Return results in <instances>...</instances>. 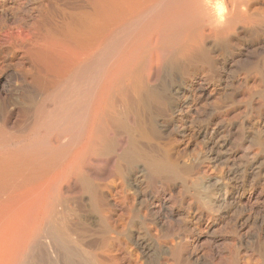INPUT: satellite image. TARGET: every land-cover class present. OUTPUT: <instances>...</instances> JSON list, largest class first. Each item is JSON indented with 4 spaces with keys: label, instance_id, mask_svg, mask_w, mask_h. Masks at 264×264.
I'll return each mask as SVG.
<instances>
[{
    "label": "bare ground",
    "instance_id": "6f19581e",
    "mask_svg": "<svg viewBox=\"0 0 264 264\" xmlns=\"http://www.w3.org/2000/svg\"><path fill=\"white\" fill-rule=\"evenodd\" d=\"M31 1L0 35V264H264V0Z\"/></svg>",
    "mask_w": 264,
    "mask_h": 264
},
{
    "label": "rangeland",
    "instance_id": "374dc122",
    "mask_svg": "<svg viewBox=\"0 0 264 264\" xmlns=\"http://www.w3.org/2000/svg\"><path fill=\"white\" fill-rule=\"evenodd\" d=\"M9 1H10V4L5 6V10L3 12H0V35L2 34V36H5V37L11 36L17 40H21V39L23 40V39H27V37L33 36L35 34L34 33L35 31L33 32L31 30V32H30L31 28L30 29H24V30L16 29L17 25L19 23H18V20L15 19V17L16 18L17 17H19V18L25 17L27 15V14H25V12H27L30 9L33 2L31 0H9ZM19 12H20V14H19ZM17 14L20 16H16ZM22 14H23V16H21ZM34 19L35 18L28 20V24H30V22H31V24H33L34 21L36 20V19L35 20ZM15 22H17L18 24H16ZM25 30H27V31L29 30V31L27 32Z\"/></svg>",
    "mask_w": 264,
    "mask_h": 264
}]
</instances>
